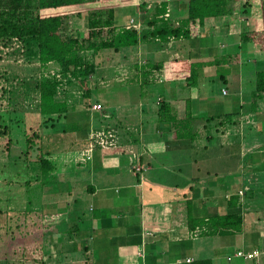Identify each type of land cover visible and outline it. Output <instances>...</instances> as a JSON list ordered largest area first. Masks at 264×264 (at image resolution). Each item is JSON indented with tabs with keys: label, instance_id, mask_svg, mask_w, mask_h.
<instances>
[{
	"label": "rangeland",
	"instance_id": "rangeland-1",
	"mask_svg": "<svg viewBox=\"0 0 264 264\" xmlns=\"http://www.w3.org/2000/svg\"><path fill=\"white\" fill-rule=\"evenodd\" d=\"M174 1L177 2L176 14L180 15L177 9L181 2ZM160 2L161 0H136V4H128L122 7L126 13L120 12V14H123L122 19L125 21H127L128 16L132 17L135 23H138L136 29L140 30L146 27L145 19L151 18L157 13L155 5ZM182 8L183 6L179 7V9ZM114 26L115 29H119L116 27L117 25ZM75 27L82 32V21H78ZM152 41L148 39V41L140 42L145 44V49H143L145 52L142 51L144 54L140 53L138 48L134 46L128 48L129 51L133 52V55L110 50L95 54L89 50L77 53L83 59L92 61L94 70L88 77L87 95H84V89L75 82L59 91L58 98L69 104H74L77 109L67 113L69 119L66 121V132L60 134H53L57 129L48 127L45 124L44 116L38 111V97L33 82L41 72L35 56L18 53L16 49L11 51L10 48L4 46L0 48V120L2 124L7 126L6 133L0 134V239H3V242H0V264H147L149 262L147 256L135 255L136 248L133 240H138V237L135 238L136 234L130 233L126 226L140 223L141 202L182 198L181 193H183L184 187L191 183L192 176H198L201 171L205 170L201 166L196 168L195 160L198 158L197 151L199 149L198 141L195 142L196 139L191 141V148L188 150L172 149L169 154L170 157L165 154L158 156L160 162L168 165L174 164L166 168L168 180L162 187L153 186L150 188V192L144 195L140 193V190L134 193L130 189L126 191L127 197L125 198L115 197L118 196L117 192L109 191L110 196H114L115 200L111 201L110 197L106 199L108 208L105 207L106 215H104L107 218V212L110 211V217L113 219L112 214L116 218L118 213H121L125 215L128 221L124 225L113 223L112 225H107L108 223L102 225L96 220V224L93 226L90 219L98 217L95 212L98 209L94 208L95 211H92L91 196L85 189L81 177H79L80 172L77 171L69 175L72 169L67 170L68 168H65L67 165H65L63 168L65 173L62 176H60L62 173L60 171L54 174L43 173L39 164L34 163L33 159L36 155L48 151V153L50 152L48 158L54 162L56 169L59 170L62 163L64 166V162H71H66L67 158L60 156L75 147L77 151L75 150L72 156L73 161H75L74 157L76 158L83 147L79 149L82 143L76 141L75 137L71 138L70 135L74 133L79 136L78 140L83 141L82 128L86 127L84 124L88 121L89 112L84 103L90 105L98 101L103 106L105 113L109 115L107 118L102 117V109L93 112L96 113L94 116L96 119L93 117L92 120L94 126H100L97 119L104 118L101 119L102 123L111 124L115 133L125 128H131L127 127L129 126L127 125L129 118L120 117V111L123 110V113H130L137 117L138 115L134 113L135 109L137 110L136 113L139 114L143 106L150 107V101L155 96L162 94V89H158V84L150 87V75L152 73L145 75L144 78L141 74V66L146 62V65L150 64V42L153 43ZM172 41H176V39ZM216 41L217 39H215V47L218 46L220 40L219 42ZM204 48L202 44L199 48L200 53ZM228 49L232 50V46L230 45ZM249 51H244L242 55H247ZM139 55L142 57L139 58ZM199 55L200 61L196 58L190 65L192 78L195 77L193 72L197 78L194 80L186 76L187 80L185 78L180 79V83L191 80L186 90L195 88V92L200 93V95L203 94V96L211 91L219 96L222 89L230 93L233 89L231 86L234 83L238 85L237 80L241 72L245 74L241 78L244 82L239 84L240 88L243 90L253 89L255 74L253 76L251 70L254 68L256 70L258 67L250 62L251 57H247L248 61H244V64L241 62L245 57L243 59L240 57L238 65L243 69L237 71V65L232 61L218 60L216 56L208 59L210 55H205L203 52ZM252 55L254 56L250 52L249 56ZM133 56H136L135 62H132ZM143 57L145 58L142 59ZM133 70L134 73L131 77ZM227 73H231L229 77H233L235 80H226L224 83L219 76L226 77ZM198 78L199 80H197ZM143 80L145 81L143 82ZM72 115L76 116V120L71 118ZM146 115L147 117L150 116V110L142 116ZM75 124L76 127L73 130L72 126ZM115 126L117 127L114 128ZM157 127L159 132L164 134L163 122H157L156 117L153 123L145 122L140 130L142 133H146V140L151 136L158 139L161 135L158 130H155ZM32 132L40 136L32 137L34 146L27 148V152L23 153L25 150L24 139ZM127 133L129 136L132 134L130 130ZM6 141L9 143L7 149L5 148ZM63 147H66L67 150H62ZM219 147L220 150H224V146ZM24 156L28 158L27 161L23 159ZM86 161H81L83 165H78V167H85ZM184 163L186 165H182L181 170L178 171L177 165ZM132 165L130 168L133 167ZM190 167L191 172L196 175L188 172ZM227 168L228 166H224L221 170L226 171ZM157 175L160 176V179L163 176L159 173ZM142 177L140 176V180ZM222 178L226 180L225 176ZM25 181L28 184H23ZM96 181H98L97 178ZM191 202L192 200L189 201V208L192 206ZM126 204L129 209L124 213L118 207ZM159 207L162 208L163 206ZM171 207L170 220L172 223L178 220L182 208L178 202H173ZM119 227L128 232L123 230L113 233L111 231V229ZM74 228L75 230H73ZM81 243L88 247L86 253L79 248ZM53 247L54 252H51ZM161 248L159 260L165 262L164 260H168L167 256L171 255L173 248L168 244H161ZM164 250H166V254L163 253ZM144 254L147 255L146 250H144Z\"/></svg>",
	"mask_w": 264,
	"mask_h": 264
},
{
	"label": "crops",
	"instance_id": "crops-1",
	"mask_svg": "<svg viewBox=\"0 0 264 264\" xmlns=\"http://www.w3.org/2000/svg\"><path fill=\"white\" fill-rule=\"evenodd\" d=\"M164 1L172 19L176 20L184 15L185 0H177L181 2L180 6H183L182 9H179L180 6L177 9L180 15L176 14L175 11L177 2L174 0ZM126 5L128 4L114 8V25H117L116 27L125 28L128 19L132 18L128 16L127 21L122 19L123 14L126 13L122 7ZM255 10L252 4L243 10L232 11L230 15L219 16L206 21L205 27L201 30L202 37L200 38L183 39L181 37L176 41H172L173 38H168L164 43H159L158 40L154 39L156 43L150 42V62L164 61L165 64L171 59L181 58L186 59L191 65L196 58L200 61L199 54L203 52L205 55H210L208 59L216 56L218 60L226 59L227 62L236 63V69L240 71L243 68L238 65L240 61L238 59L245 57L241 62L244 64V61H248L247 57H251L250 62L258 67L256 70L255 68L251 70L254 76L257 70L264 71V43L262 40L256 49L252 44V39L246 40L243 36L240 37V33L253 30ZM120 12L124 13L120 14ZM262 33L264 30L259 32L260 35ZM215 39H217L216 42L220 40L217 47H215ZM202 44L205 48L200 53L199 48ZM230 45L232 50L228 49ZM135 47L144 54L142 51L145 49V44L139 42ZM129 50L126 54L131 53L133 55V52ZM244 51L249 52L247 55H242ZM250 52L254 56H249ZM141 57L139 55V58ZM135 58L136 56H133L132 62H135ZM133 73L134 70L131 77ZM193 74L195 80L197 76L195 72ZM230 74L227 73L226 77L219 76V78L223 82L226 80L234 81L233 77H229ZM244 74L241 72V75L238 76V85L234 83L231 86L234 91L232 89V92L227 93V90L222 89L219 97L212 91L203 96V94L200 95V93L195 92V88L186 90L185 83L183 81L180 83V79L184 78L185 75L177 76L179 79L172 77L165 80L161 70L159 73L152 70L150 87L158 84V89H162V94L155 96L150 101V107L143 106L139 114L136 113L137 110L135 109L134 113L138 115L137 117L130 113H123V110L120 111V117L129 118L130 122L126 119L127 125H129L127 127L132 129L125 128L116 132L117 147L115 149L93 148L89 159L85 162V167H78V165L83 164L77 162L80 161L77 158L74 157L76 162L73 161L72 156L76 150L73 147L72 150L60 156L66 157V162L71 161L72 163L64 162V166L62 163L59 170L54 166L50 173L54 174L60 171L62 172L60 176H62L65 173L63 172L65 165H67L65 167L68 168L67 170L72 169L69 175L77 171L80 172L79 177H81L85 189L91 196L92 211H95L94 208L98 209L95 211L98 217L90 219L93 226L96 224V220L102 225L106 223H108L107 225H112V223L124 225L128 221L125 215L121 213H118L116 218L112 214L113 219L110 217V211L107 212L108 217L105 216V207L108 208L106 199L110 197L111 201L115 200L114 196H110L109 191L117 192L118 196L115 197L125 198L127 197L126 191L130 189L134 193L140 190V193L144 195L150 192V188L153 186L162 187L168 180L166 168L174 164H164L160 162L158 156L165 154L170 157L169 154L172 149L188 150L191 148V141L196 139L195 142L198 141L199 148L197 151L198 158L195 160L196 168L201 166L205 170L201 171L198 176H192L191 183L185 186L183 193H181L182 198L141 202L140 223L126 226L130 233L136 234L135 238L138 237V240H133L136 248L135 255L137 256L139 252H142L144 257H148L150 264L182 261L185 258H208L211 264H252L251 261L239 257H231L229 260L226 257L236 249H258L260 251L259 262L264 264V95L259 96L255 103H251L250 94L253 89L243 90L239 86L241 82H244L241 79ZM159 100L160 102H167L177 118H181L185 111L194 118L189 125L191 131L194 132L192 139L183 136L175 138L173 133L175 128L171 130L170 124L163 122L164 134L159 132L158 127L155 128L162 137L157 139L151 136L146 140V133H142L140 129L143 128L145 122L153 123L156 119V108ZM187 100L189 104L185 106ZM149 110L150 116H142ZM101 113L103 114L102 117H109L105 110H102ZM227 113H231V115L228 116ZM95 114L88 112V121L84 124L86 127L82 134L83 141L78 140L79 136L74 133L70 135L71 138L75 137L76 141L82 143L79 149L87 145L86 134L89 128L101 129L104 125L113 127L111 124H103L101 119L104 118H98L97 122L100 123V126H94L92 120ZM129 130L132 133L130 136L127 133ZM56 133L60 134L61 132L57 130L53 134ZM219 146H224V150H220ZM128 149L135 154L134 158L129 157ZM62 150H67V148L63 147ZM224 161L225 163H222ZM134 162L139 166L138 171L130 168ZM182 165L186 164L177 165L178 171L181 170ZM224 166H228L226 171L221 170ZM188 172L196 175L191 172V167ZM157 173L163 175L161 179ZM140 176H143L141 180ZM222 176H225L226 180ZM190 200H192L191 208H189ZM173 202L180 204L183 221L189 218L205 221L209 216L238 210L240 215L239 229L235 232L218 235L209 234L205 223L194 225L190 229L187 228L185 222L177 220L171 223V204ZM159 206L163 207L160 208ZM118 208L125 213L129 206L126 204ZM145 215L147 216L145 217ZM117 229L113 228L111 231L114 233L124 230L122 227ZM124 231L128 232L127 230ZM161 244H168L173 248L171 255L167 256L168 260H164L165 262L159 260L160 252H162ZM162 246L164 247V245ZM144 250L147 251V255L144 254ZM163 253L166 254V250Z\"/></svg>",
	"mask_w": 264,
	"mask_h": 264
},
{
	"label": "trees",
	"instance_id": "trees-1",
	"mask_svg": "<svg viewBox=\"0 0 264 264\" xmlns=\"http://www.w3.org/2000/svg\"><path fill=\"white\" fill-rule=\"evenodd\" d=\"M242 1L185 0L184 15L178 20H173L170 16L162 18L161 14L164 13L166 4L164 0H161L158 5H155L157 13L143 20L146 27L137 30L132 27L115 29L114 26V8L124 4H136V0H0V48L4 46L10 48L11 51L16 49L18 53L35 56L41 72L33 82L38 97V111L44 116L48 127L63 133L66 132V121L69 119L67 113L77 109L74 104L60 100L58 93L63 87L75 82L84 89V95H87L88 77L94 70L93 62L83 59L77 54L78 52L89 50L95 54L110 50L126 53L129 47H135L139 42L148 41V39L150 41L156 39L159 43H164L168 38H200L206 21L230 15L232 11L243 10L252 4L256 9L254 28L241 32L240 37L243 36L246 40L252 39V44L257 49V45L262 40L264 43V33L259 34L264 30V0ZM80 20L83 25L82 32L75 27ZM163 62H150L148 65H146L147 62L144 63L141 66L143 78L145 75H150L152 70L156 73L161 70L165 80L172 77L177 79L179 75H185L186 80V76L192 78L190 64L186 59H171L165 64ZM48 67L51 68L48 69ZM186 80L184 83L189 86L191 80ZM261 95H264V71L257 70L251 92V103H255ZM185 102V106H188L189 101ZM84 105L87 106L89 112H96L89 109L90 105L85 103ZM101 109L103 110L102 105ZM227 114L231 115V113ZM156 117L157 122L169 123L171 130L175 128L173 130L175 138L183 136L192 139L194 132L191 131L189 125L194 118L187 111L181 118H177L168 103L162 101L158 102ZM64 118L66 119L63 120ZM71 118L76 120L74 115ZM75 127L76 124L72 126V129L74 130ZM101 128L112 129L107 125ZM94 129L92 127L87 131L86 143L90 140V130ZM6 130L7 126L0 120V134H5ZM82 130L84 131L85 128ZM39 136L32 132L25 137L23 153L27 152V148L34 146L31 138ZM8 141L5 142L6 149L9 146ZM49 153L45 151L33 159L34 163L39 164L43 173L52 172L55 166L54 162L48 158ZM23 159L27 161L28 158L24 156ZM23 184L28 183L25 181ZM178 221L185 222L188 229L205 223L209 234L219 235L237 231L240 225V215L238 210H230L209 216L205 221L196 218L183 221L181 215ZM0 242H3V239H0ZM79 248L84 253L88 250L84 243H81ZM50 251L54 252V247ZM159 264H211V261L208 258H193L187 262L182 260Z\"/></svg>",
	"mask_w": 264,
	"mask_h": 264
},
{
	"label": "built area",
	"instance_id": "built-area-1",
	"mask_svg": "<svg viewBox=\"0 0 264 264\" xmlns=\"http://www.w3.org/2000/svg\"><path fill=\"white\" fill-rule=\"evenodd\" d=\"M162 18H167L169 16L168 9H165L164 13L161 14ZM132 27L137 28L138 23H135L133 18L128 19V23L125 25V28ZM91 111H97L101 109V105L97 102L91 103L89 106ZM89 141L87 145L81 149V151L76 155L78 160L84 161L88 160L93 148L98 147L100 149H115L117 147V135L116 133L109 128H101L90 130L89 132ZM128 154L130 158H134L135 154L128 149ZM133 170H139V166L135 163L132 165ZM260 251L258 249L242 250L236 249L231 255L226 257L229 260L231 257H239L245 260L251 261L252 264H260L259 262ZM139 256L142 257V252H139ZM191 260L190 258H185L184 261L187 262Z\"/></svg>",
	"mask_w": 264,
	"mask_h": 264
}]
</instances>
